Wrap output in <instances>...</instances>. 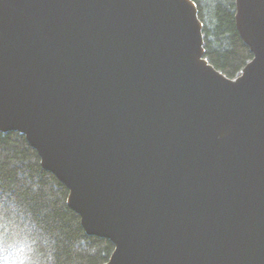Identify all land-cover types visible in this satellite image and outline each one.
I'll return each mask as SVG.
<instances>
[{
  "label": "water",
  "instance_id": "95a60500",
  "mask_svg": "<svg viewBox=\"0 0 264 264\" xmlns=\"http://www.w3.org/2000/svg\"><path fill=\"white\" fill-rule=\"evenodd\" d=\"M235 20L231 78L195 0H0V131L113 242L104 264H264V0Z\"/></svg>",
  "mask_w": 264,
  "mask_h": 264
},
{
  "label": "trees",
  "instance_id": "16d2710c",
  "mask_svg": "<svg viewBox=\"0 0 264 264\" xmlns=\"http://www.w3.org/2000/svg\"><path fill=\"white\" fill-rule=\"evenodd\" d=\"M204 23L206 57L236 78L253 58L236 26L235 0H212L214 17L195 0ZM69 190L44 169L38 151L18 131H0V264H104L114 250L87 234L68 205Z\"/></svg>",
  "mask_w": 264,
  "mask_h": 264
},
{
  "label": "rangeland",
  "instance_id": "374dc122",
  "mask_svg": "<svg viewBox=\"0 0 264 264\" xmlns=\"http://www.w3.org/2000/svg\"><path fill=\"white\" fill-rule=\"evenodd\" d=\"M205 2V4L207 5V7L209 8L210 7V10L208 11L209 12V18L211 19V17H214V13H213V4H212V0H203ZM236 1V0H235Z\"/></svg>",
  "mask_w": 264,
  "mask_h": 264
},
{
  "label": "clouds",
  "instance_id": "9594fccd",
  "mask_svg": "<svg viewBox=\"0 0 264 264\" xmlns=\"http://www.w3.org/2000/svg\"><path fill=\"white\" fill-rule=\"evenodd\" d=\"M19 264H28L27 261H20Z\"/></svg>",
  "mask_w": 264,
  "mask_h": 264
}]
</instances>
